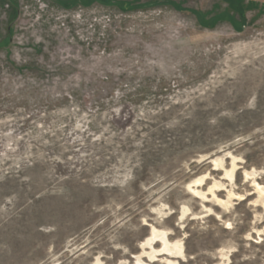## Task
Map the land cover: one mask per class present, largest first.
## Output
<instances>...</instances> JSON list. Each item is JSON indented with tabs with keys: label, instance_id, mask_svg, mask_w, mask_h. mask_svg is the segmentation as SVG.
Listing matches in <instances>:
<instances>
[{
	"label": "rangeland",
	"instance_id": "obj_1",
	"mask_svg": "<svg viewBox=\"0 0 264 264\" xmlns=\"http://www.w3.org/2000/svg\"><path fill=\"white\" fill-rule=\"evenodd\" d=\"M263 167L264 0H0V264H162L149 225L264 264L263 210L187 188Z\"/></svg>",
	"mask_w": 264,
	"mask_h": 264
},
{
	"label": "bare ground",
	"instance_id": "obj_2",
	"mask_svg": "<svg viewBox=\"0 0 264 264\" xmlns=\"http://www.w3.org/2000/svg\"><path fill=\"white\" fill-rule=\"evenodd\" d=\"M237 164L232 163L231 168L229 170L228 169L225 170V176L228 177L229 179L228 181H231V178L234 173L233 170ZM258 171L244 170V175L246 179L248 178L249 180H251L252 190L251 191L249 190L248 192L243 194L235 193L228 190L225 198H220V196L218 197L216 192L222 190L221 188L223 185L222 182H215L214 184L212 183L213 185L208 187L206 193H202L199 190L198 191L193 190V187L195 185L197 187L199 185L201 186L202 180L206 177L205 174L200 176L198 179H193L190 182H188L187 188L192 190L194 193L201 195L204 202H211L212 205L214 206L228 208L229 206H231L233 200L241 201L242 199L247 198L249 200V206H251L254 211L261 209V212L262 210L264 212V185H262V178L261 177L258 178L257 176L259 175H256L258 174L257 173ZM206 209L209 212V214H212L213 211L211 208L208 207ZM149 226L150 227H149L148 235L139 243L140 245L139 247L141 248L140 252L138 253L139 256L141 255L142 257H146V258L148 257L149 258V260H147L148 262L151 261V262H160L162 264H177L178 263L177 260L180 259V257L184 256V251L181 241L170 240V236H169L170 233H168L167 230H158L153 225H149ZM156 244L159 245L155 247ZM136 261L138 264H149L140 260L138 256H136Z\"/></svg>",
	"mask_w": 264,
	"mask_h": 264
},
{
	"label": "crops",
	"instance_id": "obj_3",
	"mask_svg": "<svg viewBox=\"0 0 264 264\" xmlns=\"http://www.w3.org/2000/svg\"><path fill=\"white\" fill-rule=\"evenodd\" d=\"M222 13L226 14L227 18L231 21V23L238 28V26H239L238 22L239 21L234 15H232V13H230V12H222ZM242 25H243V23H242Z\"/></svg>",
	"mask_w": 264,
	"mask_h": 264
}]
</instances>
